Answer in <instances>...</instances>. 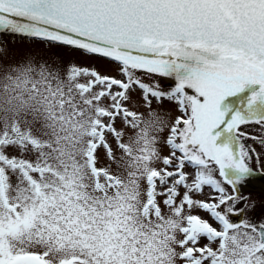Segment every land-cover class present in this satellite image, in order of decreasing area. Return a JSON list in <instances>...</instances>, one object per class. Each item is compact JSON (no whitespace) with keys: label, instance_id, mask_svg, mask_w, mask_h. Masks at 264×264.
<instances>
[{"label":"snow or ice","instance_id":"snow-or-ice-1","mask_svg":"<svg viewBox=\"0 0 264 264\" xmlns=\"http://www.w3.org/2000/svg\"><path fill=\"white\" fill-rule=\"evenodd\" d=\"M0 34L101 66L0 48V264H264V0H0Z\"/></svg>","mask_w":264,"mask_h":264},{"label":"rangeland","instance_id":"rangeland-1","mask_svg":"<svg viewBox=\"0 0 264 264\" xmlns=\"http://www.w3.org/2000/svg\"><path fill=\"white\" fill-rule=\"evenodd\" d=\"M0 48L8 50L11 55H14L16 57H20L24 54H29L35 58H56L57 60L62 61L65 65L69 66H79L89 69L101 67L97 61L87 56H83L71 49L52 48L40 42L21 39L19 37H12L7 34H0ZM102 70L114 74V70L110 66H104ZM163 83L165 84V86H167L170 81L165 80ZM165 107L167 108L168 106L166 105ZM172 114L175 115L176 113L173 112ZM164 154H167L166 148L164 149ZM251 190L253 191L254 189L251 188ZM255 201L257 203L259 202L257 199ZM201 215L205 214L201 213Z\"/></svg>","mask_w":264,"mask_h":264},{"label":"flooded vegetation","instance_id":"flooded-vegetation-1","mask_svg":"<svg viewBox=\"0 0 264 264\" xmlns=\"http://www.w3.org/2000/svg\"><path fill=\"white\" fill-rule=\"evenodd\" d=\"M245 143L257 147V150L259 151V147L255 144L254 141L248 140L245 141ZM257 167L261 168V172L264 171V166H257ZM250 178H255V179L260 178L264 182V175L262 174H256ZM248 182L249 180L246 182L247 185L240 186V192L243 196L247 198L248 201L253 202L256 205V207L254 211H250L245 218L251 219L254 216L257 219H264V207H262V205H264V186L251 185ZM251 188L254 190L252 191ZM256 199L259 201L258 202L259 204L255 201ZM234 219H238V218L234 217Z\"/></svg>","mask_w":264,"mask_h":264},{"label":"bare ground","instance_id":"bare-ground-1","mask_svg":"<svg viewBox=\"0 0 264 264\" xmlns=\"http://www.w3.org/2000/svg\"><path fill=\"white\" fill-rule=\"evenodd\" d=\"M248 183L252 184V183H256V181L255 180H250ZM258 185L264 186V182L262 181L261 183H258Z\"/></svg>","mask_w":264,"mask_h":264}]
</instances>
